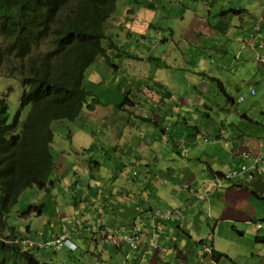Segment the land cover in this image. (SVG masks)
<instances>
[{
	"label": "crops",
	"instance_id": "obj_1",
	"mask_svg": "<svg viewBox=\"0 0 264 264\" xmlns=\"http://www.w3.org/2000/svg\"><path fill=\"white\" fill-rule=\"evenodd\" d=\"M198 1L202 10L198 14L192 12L193 21L204 35L208 30V46H198L194 51L190 46L189 50L200 69L187 61L185 50H171L174 46L179 48L177 43L183 42V38L173 42L170 38L173 29L163 20L152 25L149 31L160 24V32L165 30L169 36L164 39L167 49L154 46L157 57L150 56V59H175L165 70L161 67L155 72L139 70L138 65H133L136 59L129 56L135 55V51H117L115 55L120 54V57L116 62L111 60L112 66L104 58L97 60L102 66L100 71L95 70L98 87L94 98L100 104L91 109L85 106L82 116L74 122L85 129L91 126L96 129L92 131L96 137L90 142V151L102 158L109 150L111 156L117 157L115 169L122 174L108 180L92 176L90 182L79 185L77 177L97 173L101 164L96 161L97 168L91 171L90 160L82 154L81 167L73 156L79 155V151L71 153L67 141L62 142L56 135L52 144L55 172L49 191L56 199L59 195H68V198L56 202L55 223L46 221L49 229L44 233L39 230L36 240L32 239L31 226L19 232L20 227L11 216L12 224L23 238L43 245L71 231L75 219L85 215L95 226L94 234L77 232L68 247L58 252L62 253L58 257L63 262L70 261L86 245L88 252L79 264H200L201 246L208 244L213 253L228 256L217 264H264V162L257 165L253 179H248L249 173L235 180L226 178L242 166H254L263 150L264 64L260 59L264 56V0ZM177 14H180L179 9ZM180 18L181 14L178 22ZM116 21L124 25L121 18ZM126 27L141 28L137 22ZM156 42L161 44L163 40ZM237 62L242 68H230L231 63ZM238 72L243 78L230 76ZM178 78L183 80L184 86L179 84ZM132 86L129 91L127 88ZM216 86L220 91L224 89L222 94L227 98L232 91L239 93L246 89L250 102L236 109L235 115L230 117L232 120L213 118L212 113L218 112L220 103L209 94ZM117 95L125 98L121 108L110 104L114 101L117 105ZM246 101L239 94L233 104ZM205 119L210 121L205 122ZM66 155H69L68 160ZM59 156L64 160L62 164L57 162ZM65 163L70 170L62 174ZM122 165H129L127 172ZM134 166L137 168L133 169ZM133 171L137 172L136 176ZM207 171L212 177L220 174L221 190H216L209 201H198L192 192L182 187L189 184L192 190L202 191L210 178ZM172 207L182 208L190 223L167 226L162 242L159 241L161 249L154 250L147 240L141 250L132 251L127 243L119 241L139 215L144 220L145 230L149 231L152 210ZM138 208L142 209L141 213ZM20 217L22 214H17L15 219ZM64 219L67 220L63 223ZM75 229L69 233H74ZM91 238L93 245L88 246ZM90 250H95L96 254L92 255ZM144 251L147 255L143 258ZM44 259L53 262L46 255Z\"/></svg>",
	"mask_w": 264,
	"mask_h": 264
},
{
	"label": "trees",
	"instance_id": "obj_2",
	"mask_svg": "<svg viewBox=\"0 0 264 264\" xmlns=\"http://www.w3.org/2000/svg\"><path fill=\"white\" fill-rule=\"evenodd\" d=\"M117 3L118 0H0V77L9 66L5 77L17 75L23 88L19 110L12 119L7 99H0V264H56L44 261V254L40 259L37 255L41 250L39 245L29 246L26 240H32L19 234L10 222L11 214L26 190L48 191L53 186L52 144L56 138L53 122H74L82 116L89 98L94 103L87 108L100 104L94 98L95 91L86 89L85 77L100 58L112 66L111 60L116 62L120 57L115 54L126 51L121 49L123 42L115 45L106 35L107 25H112L111 20L117 12ZM133 3L124 10L132 19L136 17L135 8L141 7L142 2L133 0ZM114 24L121 26L117 21ZM47 41L50 42L48 50L38 53L39 47ZM105 41H110L106 48ZM109 51L116 52L110 54ZM129 56L136 59L135 55ZM99 66H102L100 62L95 70L100 71ZM218 84L222 86V82ZM221 92L224 93V89ZM115 100L117 105L113 101L111 106L121 108L125 105L123 96L117 95ZM31 209L29 206L24 214L30 213ZM171 224L181 223L174 221L167 226ZM134 226L140 227L146 238L152 237V230H145L144 224L141 226L136 220ZM84 229L82 224L78 232L94 234V230ZM76 236L77 233L69 240ZM162 238L163 234L153 244L160 248ZM89 245H93L92 238ZM150 247L157 249L154 245ZM57 251L53 249V252ZM87 252L85 245L69 264L82 262ZM89 252L96 254L95 250ZM202 257L204 262L200 261ZM222 258L228 256L214 251L209 260L199 254L200 264H206L207 260L217 264Z\"/></svg>",
	"mask_w": 264,
	"mask_h": 264
},
{
	"label": "rangeland",
	"instance_id": "obj_3",
	"mask_svg": "<svg viewBox=\"0 0 264 264\" xmlns=\"http://www.w3.org/2000/svg\"><path fill=\"white\" fill-rule=\"evenodd\" d=\"M141 7L135 8L136 12V19L133 20L132 18L128 17V12L126 14L124 13V10L127 8V6L130 5V3H133V0H118L117 3V12L115 16L113 17L114 20H111V24L108 23L107 25V31L106 35L109 37V39L115 44L118 45L120 42H123V47L121 46V49L126 51H135L136 56V62L133 63V65H138L139 70L148 72L151 70L152 72H155L158 70V67H161L163 70H165V66H169L170 64L174 63L175 59L170 58H161L158 59H150V56H156V48L154 46L161 47L163 46L165 49L166 42L164 41L165 38H169L168 33L164 30L163 32H160L159 27L160 24H157V28L149 31L151 29L152 25H155L158 21L163 20L165 23L168 24L169 27H172L173 33L170 36V38L173 40V42H177L178 40L183 38V42H178V47H173L174 51L177 50H185L183 51L186 56L188 57L187 61L190 64H193L197 69H200L198 67L199 63L196 59H193L192 56V50H189V47H193V51L197 49L198 46L201 47H207V39L208 36V30L205 31V35L199 30V27L197 24H194V17L192 12L194 11L195 14H198V11L202 10V6L199 4L198 0H141ZM208 4L206 5V7ZM155 9V12H152L151 10ZM178 9L181 14V18L178 19ZM189 10L185 11V10ZM125 14L121 16L122 14ZM121 22L124 23V25H121L120 27H117L115 23L116 19H120ZM167 18V19H164ZM134 22H137L141 28L138 30H130L126 26L129 24H133ZM164 23H162L163 25ZM115 25V26H114ZM136 26V25H135ZM163 33V36H161L160 33ZM161 39L163 40V43H157L156 40ZM110 41L103 42L105 48L108 46ZM50 47V42H45L42 44L39 49L37 50L38 53H45L48 48ZM159 49V48H158ZM188 51V53H187ZM168 62H170L168 64ZM99 62H96L94 66L88 69L86 72L85 77V87L89 91L97 90V83L95 82L96 74H95V67L98 65ZM9 66H6L4 68L3 75L0 77V99L6 98L9 106V115L12 119L17 111L19 110V104H20V98L23 93V88L20 84V81L18 80L19 77L16 75L15 77H5ZM100 67V66H99ZM237 67H241L240 63H231L230 68L233 70H236ZM137 69V67H135ZM188 69H190L188 67ZM262 69H264V66H262ZM127 72H129V67H127ZM157 74V73H156ZM233 78H243V76H240V72L237 74L232 73L230 74ZM181 86H184L183 80L177 79ZM253 86H256V83H252ZM133 88L129 87L127 89ZM128 91V92H129ZM239 94H242L244 98L247 100L243 104H233V100L236 102L237 97ZM246 89H241L240 92L232 91L231 98L233 100H229L227 96L223 95L222 92L219 90V88L216 86L215 91H211L209 96L214 99L216 103H220L218 112L212 113V117H222L227 118L228 120H232L230 117H233L235 115L236 109H242L245 105H247L250 102V99H248V96L246 95ZM91 99H89L90 101ZM94 103L92 100L90 102ZM28 111L25 112L24 117L27 115ZM205 122H209V119H205ZM80 124L77 122L72 121H55L53 122L52 129L54 130L57 137H61L62 142L68 143L67 148L70 149V152L73 151L76 152V150L79 151V155L74 154L75 160L80 161V166L82 167V154H86L88 159V165L91 171H94L96 166V161H98L100 165V169L97 173L91 174L89 177L81 176L80 178L77 177L76 180H79V185L85 184L84 181L90 182V178L92 176L97 177L99 176L102 180H108L111 178V176H119L122 173L120 171H117L115 169V165H118L116 163L117 157L111 156L112 153L107 150L105 156L102 158H99V155L95 153V151H90V142L93 140L95 134L92 131H96L94 127H90L89 129H85V126H80ZM67 133H70L69 135ZM99 137V134H98ZM55 154H57L56 149ZM79 157V158H78ZM58 161L60 164L64 162V160L61 158V156L58 157ZM69 159V155H66V160ZM95 160V161H94ZM55 162V161H54ZM68 163H65L63 166H65L62 170V174H65L69 172L70 167L67 165ZM120 164H122L120 162ZM129 166V165H127ZM122 165V169L127 172L128 167ZM55 168V167H54ZM137 166H134L133 169H136ZM55 170L53 171V173ZM134 176L137 175L136 171H133L132 173ZM70 175V174H68ZM66 179V178H65ZM81 182V183H80ZM52 186L50 187V189ZM68 195H59L56 199L55 194L44 190H38L37 188H30L26 190L19 198V201L17 205L14 207L11 216L13 217L14 223L18 226L19 232L21 230H26L28 226H31L32 230V239L36 240V233L40 230L41 232H46L49 229L50 224H54L55 220L53 219L54 213L57 210L56 202H61L64 199H67ZM57 200V201H56ZM45 206H42L44 205ZM31 206L32 209L30 213L24 214L28 207ZM59 206V204H58ZM43 210V212H42ZM37 213V214H31V213ZM19 214H22V217L15 219V216ZM31 214V215H30ZM67 219L63 220V223ZM49 221L50 224H46L45 222ZM11 222V221H10ZM12 224V222H11ZM58 225V223H57ZM40 235V232H38ZM223 239V237H220ZM224 240V239H223ZM71 240H68L64 247H68V243H70ZM50 249V248H49ZM51 250V249H50ZM57 253L46 250L45 248L41 249L40 252L37 254L39 255L40 259L41 256L44 254L47 256V259H51L53 263L56 264H69V261L63 262L59 257L62 256V253ZM236 251H231V253H235ZM59 256V257H58ZM82 256V255H81ZM77 258H81L80 256H77ZM42 260V259H41ZM79 264V263H76Z\"/></svg>",
	"mask_w": 264,
	"mask_h": 264
},
{
	"label": "built area",
	"instance_id": "obj_4",
	"mask_svg": "<svg viewBox=\"0 0 264 264\" xmlns=\"http://www.w3.org/2000/svg\"><path fill=\"white\" fill-rule=\"evenodd\" d=\"M260 60L264 64V56H262ZM252 93L254 94V92H252ZM261 162H264V145H263V150H262L261 155H259L255 159L254 166H252L250 168H247L246 166H242V167L238 168L237 170H234L233 172L228 174L226 176V178L230 179V180H235V179L240 178L242 175H245V173H249L247 175L248 179L249 180L253 179L255 176V173H257V165L260 164ZM220 181H221V179L213 180L211 183L210 189L203 192V193H200V195H198L199 200L209 201L213 191H216L219 189ZM181 220H182V212L178 208L166 210L164 212H162L161 210H156L153 212V216H152V224H151L150 230H152L153 235L150 239L146 238L144 231L140 227L134 226V227L130 228L129 230H125L124 231L125 235L122 238H120L119 241L129 244L130 248L132 250H140V249H142L145 242L148 240L149 246L154 245V247H156L158 249L159 248L158 245L155 246V244H153V242L155 239L162 236V232L165 229V223H173L174 221L180 222ZM137 223L142 226L144 224V220L139 216L137 218ZM82 224L85 226V228L90 226V220L85 215H82V216L75 219L73 225L76 229H75L74 233L67 232L65 235L55 238L54 241L46 243V246L51 247L54 250H61L63 245L71 237H73L74 234H76L79 231V228ZM26 242L29 244L30 247H35V245L37 244L33 241H27L26 240ZM23 243H25V242H23ZM41 246H45V245H41ZM201 251H203V253H201V254L206 256V258L208 256L211 257L213 255L212 248L208 244L202 245ZM145 255H143L142 257L144 258ZM200 261L204 262L205 261L204 257H202Z\"/></svg>",
	"mask_w": 264,
	"mask_h": 264
},
{
	"label": "clouds",
	"instance_id": "obj_5",
	"mask_svg": "<svg viewBox=\"0 0 264 264\" xmlns=\"http://www.w3.org/2000/svg\"><path fill=\"white\" fill-rule=\"evenodd\" d=\"M89 99H91V98H89ZM88 102H89V100H88ZM90 105H91V104H90ZM86 106H88V104H87ZM88 109H89V108H88ZM27 111H28V110H27ZM207 175L210 176V178H209V180L207 181L206 187H205L202 191L199 192V191H194V190H192V188L190 187L189 184H184L182 188H183L184 190H187V191H189V192H192L193 195H194V197H195V199L198 200V201H201V200H199L198 195H200V193H203V192L209 190L210 187H211V183H212L213 180H215V179H218V180H219V179L222 178V177H219V174H217L216 176L212 177L211 175L208 174V171H207ZM164 183H165V182H164ZM218 190H221V188L219 187ZM214 192H216V191H213V193H214ZM213 193H212V195H211V198L213 197ZM211 198H210V200H211ZM175 208L180 209L181 212H182V220L180 221V223H181V224H184V223L189 224L190 222H189V220H187V219L185 218V216H184V210H183L182 208H179V207H172V208H168V209H166V210L175 209ZM156 210H161L162 212L166 211V210H162V209H160V208L152 210V212H151V217H150V227H151V224H152V216H153V212L156 211ZM138 212L141 213V212H142V209L138 208ZM139 216L142 218L141 215H139ZM139 216H138V217H139ZM138 217H137V218H138ZM167 224H168V223H165V228L167 227ZM32 241H33V240H32ZM33 242H35V241H33ZM35 243H36V242H35ZM37 244L39 245L40 249H43V248H47V247H48V246H46V243L43 244V245H45V246H41V244H39V243H37ZM61 250H62V249H61ZM58 251H60V250H58ZM212 253H213V250H212Z\"/></svg>",
	"mask_w": 264,
	"mask_h": 264
},
{
	"label": "bare ground",
	"instance_id": "obj_6",
	"mask_svg": "<svg viewBox=\"0 0 264 264\" xmlns=\"http://www.w3.org/2000/svg\"><path fill=\"white\" fill-rule=\"evenodd\" d=\"M262 47V46H261ZM252 92H254L253 90L251 91V94L252 95H254L255 94V92H254V94L252 93ZM240 99H242L243 100V98H240ZM233 172V171H232ZM209 204V203H208ZM95 229V226H92V222L90 221V226L89 227H87V228H85L84 230H87V231H92V230H94ZM67 233V232H66ZM66 233H64V234H62L61 236H63V235H65ZM162 234L164 235V233L162 232ZM74 236H75V234H74ZM73 236V237H74ZM72 238V237H71ZM52 241H54V240H51V241H49V242H52ZM49 242H47V243H49ZM143 248V247H142ZM144 253H146V251H144Z\"/></svg>",
	"mask_w": 264,
	"mask_h": 264
}]
</instances>
